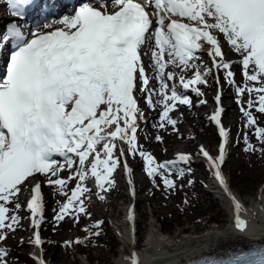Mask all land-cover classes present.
<instances>
[{
  "label": "snow or ice",
  "instance_id": "6c2138e0",
  "mask_svg": "<svg viewBox=\"0 0 264 264\" xmlns=\"http://www.w3.org/2000/svg\"><path fill=\"white\" fill-rule=\"evenodd\" d=\"M6 2L12 16L23 19L37 0ZM221 36L242 57L246 83L237 87L238 94L257 97L249 100L247 108L241 105L247 127H253L257 121L251 109L264 114V0H99L84 3L72 15L45 18L30 36L16 24L0 33V45L15 41L6 78L0 79V243L21 226L20 195L31 188L26 205L34 229L30 243L36 247L44 244L39 231L44 220L41 177L67 197L55 216L57 222L66 216L78 222L80 214H87L86 194L92 192L88 181H94L100 193L108 192L122 163L131 177L129 155L145 161L153 182L159 176L165 188L175 189L176 183L169 177L177 161L158 163L138 146L141 111L137 94L144 95L153 110L159 105L160 128L170 125L178 132V120L171 113L178 105H193L189 96L177 90V84L203 96L198 86L208 85L207 77L213 71H202L195 63L201 58L198 53L207 51L217 73L227 70L228 83H235L231 64L224 60ZM145 55L153 64L151 77L145 69ZM170 67L182 73L193 71V75L177 78L174 71H168ZM215 79L219 84V75ZM220 100L218 94V107L210 119L224 143L218 158L203 148L201 153L233 202L236 228L246 231L247 221L240 216L243 206L221 170L228 133L221 120L224 109L219 107ZM255 134L264 144V128L257 127ZM157 140L162 143L163 137ZM246 151L256 149L248 143ZM190 160L188 155L178 156L179 162L188 164ZM65 172L66 178L61 175ZM73 181L75 186L69 189ZM99 198L104 200L105 195ZM128 220L134 223V211L129 212ZM7 255L0 247V264H8ZM37 264L46 262L39 258ZM132 264H139V259L134 257ZM227 264H264V250L237 255Z\"/></svg>",
  "mask_w": 264,
  "mask_h": 264
},
{
  "label": "rangeland",
  "instance_id": "374dc122",
  "mask_svg": "<svg viewBox=\"0 0 264 264\" xmlns=\"http://www.w3.org/2000/svg\"><path fill=\"white\" fill-rule=\"evenodd\" d=\"M221 45L224 49V60L231 64L230 70L234 73L235 83H228V79L226 78L227 70H220L219 73H217L212 62L203 58L205 53H198L201 57L200 60H198L201 63V70L212 68L213 71L212 74L207 77L208 85H199L204 95L195 99L198 104L201 103V101H206L207 103H201L200 106L197 107L192 103L193 106L188 108L190 110L189 117H195L197 121L194 124L195 126H185L186 130L184 132L189 135L192 134L190 135V141L181 140L177 131L170 125L167 129L159 127V105H157L155 110L151 108L149 112L143 115L139 140V147L143 151L150 153L155 157L158 163L178 161V156H176L178 154L188 155L191 157V160L188 164H185L184 168L172 169L169 178L175 181L176 188L167 189L164 187L162 179L159 176L155 178V182H153V179H150L147 175L145 161L139 155L135 158L129 155L130 165L132 167L135 166L132 177L136 181L135 187L138 197L136 204L138 207L137 216L139 217V233H137V236L140 239L141 247L144 244L146 232L151 221L155 222L156 229H161L162 233L169 237L183 236L190 233L198 235L211 227L222 228L229 221L231 209L233 207H231L228 200H224L214 193V183L216 179L214 178L213 172L204 162H195L196 160H205V157L201 153V148L204 146L206 149L211 150L212 155H216L218 151L219 138L211 126L209 116L214 106V100L219 86L222 88L223 96L221 100L226 108L224 121L229 131L226 149L228 155H225L224 164L221 169L222 173L228 180L233 193L239 195L246 203L249 204L252 201L262 198V196L264 197V157L257 152V148L260 146V140L255 134L257 127L264 128V114L259 113L255 108L251 109L253 115L256 117L257 124L253 127H247V118L241 111V105L247 108L249 100L255 99L249 96L247 92H245L243 97H240L238 94L236 90L237 87H244L245 85V83L239 79V75L245 79L242 64L239 68V74H237V70L233 66V62L237 60L227 52L224 43L221 42ZM151 67H153V65H151ZM174 69L175 68L171 67L168 71H174L177 78L180 75L191 78L193 75V71L182 73L180 69ZM217 75H219V84L216 83L215 79ZM152 83L158 86L157 81L153 80ZM172 83V81H169L170 87ZM207 95L208 97L211 95V98H206L205 96ZM174 113L173 116H176L177 113ZM178 117H180V115ZM158 136L163 137L162 143L157 140ZM244 136L247 137L249 143L253 144L256 151H246V147L244 143H242V138ZM176 145H178V147H176ZM181 146L184 149H182ZM125 148L127 149V147ZM181 170L184 172L182 177L180 176ZM233 170L240 173L233 175ZM67 175L68 174H65L63 176L66 178ZM41 178L42 183H44L43 187H45L44 194L48 197V200L44 203V220L40 225L39 231L41 239L44 238L48 241L47 249L49 250H46L50 251L48 255L53 254L52 252L54 251L63 254L67 257L66 264H84L87 263V261L92 264H98L96 255L100 253V259L105 258L103 264H114L118 260L122 250L121 239L116 229V223L125 218L121 213V211L124 213L123 201H125V198H122L120 194L126 190L123 188V190L118 191L117 189L120 188L119 183H115L106 193H100L97 189L96 196L98 201L94 213H91L92 204L85 201L87 214H80L78 222L71 216H66L63 221L57 222L55 216L60 207L67 202V197L60 195L55 187L49 186L44 181V178ZM75 183L76 181L71 182L68 188L73 189ZM90 185L96 189L92 181H90ZM23 191L25 196L31 197V188H25ZM101 194L105 195L104 200L99 198ZM26 203L27 202L23 200V205ZM185 205L188 206V215L182 217V220H179L181 222L178 223L177 226L175 225L169 231L161 227V219L163 217H167V223L171 220L169 217L177 220V215L182 212V207ZM8 207L14 210V205L10 204ZM216 211H221V215H218L219 220H216L217 224L210 223L208 219H210V216H213ZM22 212L23 206L18 214L20 215ZM9 214L12 215L14 212H10ZM104 222H107L108 227L106 226L105 228ZM97 224H99V228L95 227ZM96 231L100 233L98 236L92 234ZM18 232L21 233L20 231ZM9 233L14 234L15 232H8V234ZM86 234L90 236V245L75 243V241L83 238ZM3 245L11 247L5 240L0 243V247ZM35 247L36 246L31 243H29V245H26L24 242L17 243V245H14L15 250L18 251L17 253H11L9 250V254L6 257L8 264H37L36 260L24 254V250L32 249L33 251ZM41 248L43 249V246ZM32 251L29 252V254H32ZM20 252H23L22 257L18 254Z\"/></svg>",
  "mask_w": 264,
  "mask_h": 264
},
{
  "label": "bare ground",
  "instance_id": "6f19581e",
  "mask_svg": "<svg viewBox=\"0 0 264 264\" xmlns=\"http://www.w3.org/2000/svg\"><path fill=\"white\" fill-rule=\"evenodd\" d=\"M76 1L78 2L81 0H76ZM82 1H85L84 3L99 2V0L97 1L82 0ZM51 4L52 3H50L49 1H44L42 6L51 8L52 7ZM72 14L73 13H69L68 15H72ZM36 27L37 26H35L34 28ZM220 39L221 42L224 43L225 47L227 48V52L230 55H232V57L235 60H237L233 62V66L236 68L237 74H239V68L241 67L242 57L231 48V46L227 43V41L223 38V36H221ZM204 53L205 55L203 58H206L208 59L209 62H212V59L208 55V52L204 51ZM196 63L201 66V63L199 61H197ZM175 69L179 70V68H175ZM150 72H152V69L150 70ZM239 79L242 80L244 83H246V80L243 79L240 75H239ZM205 97L211 98V95H209V97L208 95ZM194 98L196 99L197 97L194 96ZM252 98L257 99L255 95H253ZM156 99L157 98H155V100ZM196 102L197 100L194 102V106L195 107L200 106L201 103L198 104ZM189 111L190 110L185 105H178V110L174 111L177 113V115L173 116L175 113L174 112L171 113L174 118H177L180 115V117L177 118L178 120L177 128L179 129L177 134L179 138H181V140L183 139V141L189 140L191 138L190 135H192V134L189 135L188 133L184 132L186 130L185 126L189 125L192 127V125L195 126L194 124L197 122L195 120V117L194 118H192L191 116L189 117ZM119 147H122L121 144L119 145ZM124 147L125 145L123 146V148ZM176 147H178V145H176ZM202 148L212 156V152L210 149H206L205 146ZM182 149L184 148L182 147ZM227 152L228 151L225 152V155H228ZM218 153H220V149L218 150ZM217 155L213 157L218 158ZM65 174L68 173L65 172L62 173L61 175L63 176ZM117 174H115L116 176L114 178H115V183L120 184V188L117 189L119 191V190H123L124 184L120 176ZM124 176L127 179L128 178L133 179V177L128 176L125 170H124ZM214 185H215L214 193L218 195L220 198L224 200H228L229 204H231V207H233L231 209L229 221L222 228L211 227L198 235H195L194 233H190L188 235H183V236L169 237L166 236L164 233H162L161 229L159 230L156 229L157 227L155 222L151 221L148 226V230L146 232L144 244L141 247L140 239L137 236V233H139V229H138L139 217L135 216V221L133 223L127 219V216H125L123 220H120L116 223V229L121 239L120 242L122 245V250L119 254L118 260L114 264H132L134 257L139 259V264H178L182 261H187L191 258L199 257L202 254H207V253L220 254L229 251V249L233 247H239V246L247 247L253 245L254 243L264 240V197L262 196V198L252 201L251 203L248 204L239 195L233 193L228 182L232 194L243 206V210L241 211L240 216L242 219L246 220L248 224L246 231H240L236 228L235 225V211H234L233 202L225 194V192L223 191L222 187L219 185L217 180L214 183ZM43 186L44 184L41 185V191L44 200L46 201L48 200V197L44 194L45 187ZM88 186L92 189V192L86 194L88 198L85 201H88L92 204L91 213H94L97 208L96 205L98 201L96 196L97 188L93 189L90 185ZM120 195L122 198H125V201L127 200V198L130 197L132 198V196H130L126 191ZM23 196H20V202L22 203L23 206V212L20 215L18 214L21 217V226L17 228V231L14 234L9 233L8 238L5 240L6 243L11 245V247L10 246L7 247V245L1 246L2 248L7 250L8 254H9V250L11 253L18 252L17 250H15L14 245H17V243L19 242H24L26 243V245H29L31 237L33 235L34 229L31 224V215L26 207L27 203L23 205V200L27 202L29 197L25 195ZM18 231H20L21 233H19ZM42 240L44 241V244L42 245L44 250L41 247H35L33 251L32 249L24 250L25 252L24 254L29 258L36 260L37 262L39 258H42L46 262V264H64V263L66 264L67 257L65 255L56 253V251L52 252L53 254L48 255L50 252V251H46L49 250L47 249L48 241L44 238ZM31 251L33 253L29 254V252ZM22 253L23 252L18 253L21 255L20 257L23 256ZM96 256H97L96 261L98 264H103L105 262L104 260L105 258L100 259L101 257L100 253H98ZM84 257L86 259L85 255ZM84 264H92V263L87 261V263Z\"/></svg>",
  "mask_w": 264,
  "mask_h": 264
},
{
  "label": "trees",
  "instance_id": "16d2710c",
  "mask_svg": "<svg viewBox=\"0 0 264 264\" xmlns=\"http://www.w3.org/2000/svg\"><path fill=\"white\" fill-rule=\"evenodd\" d=\"M245 135V134H244ZM242 142L244 143V145L246 146V148H247V145H248V141L246 142V140H245V136L242 138ZM262 148H264V144H261L260 143V146L257 148V152H259L263 157H264V152H261L260 151V149H262ZM239 165H241V164H239ZM241 167V166H240ZM242 172V171H241ZM237 173H240V172H238V171H236V170H233L232 171V174L233 175H236ZM210 207V206H209ZM187 208H188V206H183L182 207V212L180 213V214H178L177 215V220L179 221V220H182V217H184V216H186V215H188V210H187ZM218 215H221V211H216L215 212V214L213 215V216H210V219L211 220H219L218 219ZM171 220H169L168 222L169 223H167V217H163L162 219H161V223H162V225H161V227L163 228H165L166 230H171L175 225L177 226L178 225V223H180L181 221H177L176 219H173V218H171V217H169ZM104 226H105V228H106V226L108 227V225H107V222H104ZM87 235V236H86ZM83 238H80L79 240H81V241H83V243H81L82 245H90L91 244V239H90V236L88 235V234H86Z\"/></svg>",
  "mask_w": 264,
  "mask_h": 264
}]
</instances>
